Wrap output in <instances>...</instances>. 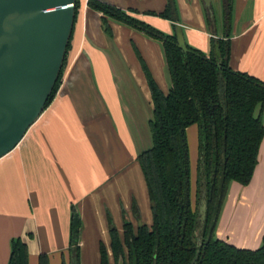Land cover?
I'll list each match as a JSON object with an SVG mask.
<instances>
[{"label":"crops","instance_id":"obj_1","mask_svg":"<svg viewBox=\"0 0 264 264\" xmlns=\"http://www.w3.org/2000/svg\"><path fill=\"white\" fill-rule=\"evenodd\" d=\"M99 1L167 34L178 23L185 43L205 54L213 37L227 40L228 66L264 80V0H231L228 11L223 0H211L214 30L202 0H174L177 22L158 15L167 0ZM75 7L54 95L0 156V264L7 263L15 236L26 243L27 264H38L42 254L47 264H72L71 205L81 220L78 264H100V243L111 263L109 224L120 238L124 218L136 225L133 201L139 221L152 219L137 160L148 138L135 127L136 114L144 112L148 120L152 108L144 67L163 92L170 85L161 41L108 16L107 34L102 13L88 0H76ZM263 233L264 133L250 180L230 182L215 227L218 238L246 248L257 247Z\"/></svg>","mask_w":264,"mask_h":264},{"label":"trees","instance_id":"obj_2","mask_svg":"<svg viewBox=\"0 0 264 264\" xmlns=\"http://www.w3.org/2000/svg\"><path fill=\"white\" fill-rule=\"evenodd\" d=\"M88 4L102 13V27L107 34L110 27L106 16L159 39L170 82L163 92L144 67L152 101L147 120L150 144L139 150L137 160L147 186L152 219L149 224L139 221V210L133 201L131 211L138 220L136 225L124 218L120 238L116 228L109 224L115 264L119 256L123 264H264V233L255 248L236 246L215 234L230 182L247 184L257 162L264 133V80L228 66L227 40H211L212 45L214 40L218 42L217 64L213 50L205 54L186 43V49H181L174 31L164 33L106 2L88 0ZM223 4L228 11L231 0H223ZM158 15L177 22L175 1L167 0ZM68 45L69 41L66 50ZM63 63L44 107L58 87ZM192 123L198 127L199 161L203 160L206 187V218L200 245L194 235L198 181L193 205L186 140V127ZM80 228L79 214L71 205L72 264L79 263ZM99 251L100 264H108L103 243ZM27 256L25 241L20 236L12 237L6 264H27ZM38 264H47L45 255L39 256Z\"/></svg>","mask_w":264,"mask_h":264},{"label":"water","instance_id":"obj_3","mask_svg":"<svg viewBox=\"0 0 264 264\" xmlns=\"http://www.w3.org/2000/svg\"><path fill=\"white\" fill-rule=\"evenodd\" d=\"M214 30L211 0H202ZM76 0H0V156L12 149L36 120L59 75L70 38ZM176 44L186 49L181 26ZM214 33V31H213ZM215 62L220 61L217 40ZM203 160L198 167L194 235L200 245L206 218ZM117 264H123L121 256Z\"/></svg>","mask_w":264,"mask_h":264},{"label":"rangeland","instance_id":"obj_4","mask_svg":"<svg viewBox=\"0 0 264 264\" xmlns=\"http://www.w3.org/2000/svg\"><path fill=\"white\" fill-rule=\"evenodd\" d=\"M146 115L147 114L144 112L136 114L138 126L135 127L136 128L135 130L137 131L138 134L143 135L144 138L147 137L148 138L147 143L150 144V133H149ZM150 115H151V112L148 114V117ZM186 140H187V145H188L189 170H190V180H191V186H192L191 200H192V204L195 205L196 187H197L196 185H197L198 167H199L198 127L196 123H192L187 128ZM195 179H196V182H195ZM110 260H111L110 264H115V260L113 259V257H110Z\"/></svg>","mask_w":264,"mask_h":264}]
</instances>
